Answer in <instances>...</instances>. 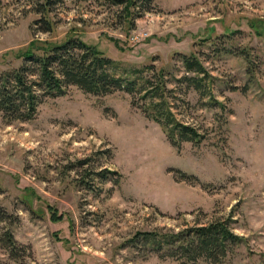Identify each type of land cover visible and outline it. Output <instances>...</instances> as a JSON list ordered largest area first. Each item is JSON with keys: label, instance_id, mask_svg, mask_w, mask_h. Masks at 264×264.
Wrapping results in <instances>:
<instances>
[{"label": "rangeland", "instance_id": "1", "mask_svg": "<svg viewBox=\"0 0 264 264\" xmlns=\"http://www.w3.org/2000/svg\"><path fill=\"white\" fill-rule=\"evenodd\" d=\"M51 1L44 14V0H0V75L32 40L73 36L153 85L162 70L176 119L203 139L172 145L137 91L69 85L31 121L0 116V228L24 264H179L130 241L228 218L243 241L216 264H264V0H155L132 28L106 0ZM191 55L199 90L183 81ZM0 264L16 263L0 248Z\"/></svg>", "mask_w": 264, "mask_h": 264}, {"label": "trees", "instance_id": "2", "mask_svg": "<svg viewBox=\"0 0 264 264\" xmlns=\"http://www.w3.org/2000/svg\"><path fill=\"white\" fill-rule=\"evenodd\" d=\"M111 6L122 7V19L132 28L133 20L148 12L155 0H106ZM52 5L44 0L42 13L46 14ZM43 32L52 31V23L44 21ZM18 58L22 66L0 75V116L7 123L27 122L34 118L42 97H53L64 92L66 86H76L86 94L106 96L115 91L125 90L128 94L138 92L144 100V114L156 122L172 145L181 142L199 143L203 135L191 126L180 123L164 90L162 70L157 74V83L142 79L134 70H125L115 61L107 58L96 47L87 45L75 37H67L61 43L32 40L20 51ZM186 73L193 77H183L195 90L202 88L207 74L200 60L194 56L181 57ZM85 164V163H82ZM115 172L103 170L97 174L102 180ZM117 182V181H114ZM0 208V224L7 220ZM53 220H60L59 218ZM231 218L216 220L207 225L184 229L177 233L161 235L158 232L138 233L130 244L141 243L154 251L163 250L166 256L176 258L179 264H197L202 259L216 264L225 258L227 252L243 239L235 235L229 223ZM8 225H11L8 222ZM0 248L16 264H24L25 257L8 227L0 228Z\"/></svg>", "mask_w": 264, "mask_h": 264}]
</instances>
